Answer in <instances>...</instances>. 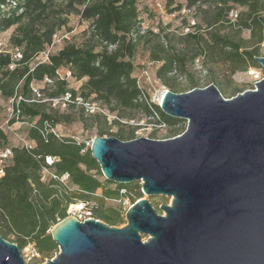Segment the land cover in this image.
Returning a JSON list of instances; mask_svg holds the SVG:
<instances>
[{"label": "trees", "instance_id": "trees-1", "mask_svg": "<svg viewBox=\"0 0 264 264\" xmlns=\"http://www.w3.org/2000/svg\"><path fill=\"white\" fill-rule=\"evenodd\" d=\"M138 2L0 0V33L14 27L10 42L16 49L14 52L0 50V97L16 100L13 107L19 110L22 122L29 119L28 123H32L38 118L25 127L27 139L34 142L28 147L12 145L9 134L0 126V151L12 148L4 165L5 174L0 177V234L16 242L22 250L32 244L43 257L57 251L59 247L50 229L66 218L73 202L95 201L94 216L117 226L125 222L121 209L105 208L103 199L120 197L122 189L135 190L134 202L142 194L137 182L109 186L114 182L104 177L85 141L53 132L55 125L68 116L44 109V103L34 91L37 81L56 85L49 93L51 97L61 98L70 93L73 99L81 97L100 107L118 110L120 114L141 110L154 117L156 123L164 121L169 126L182 121L167 115L134 76L138 45L147 36L140 33ZM168 2L172 4L174 0ZM204 4H209L211 11V15H205L208 23L205 29L191 26L172 37L148 30L153 34L147 42L151 61L161 63L156 76L172 91H181L177 75L188 76L190 87L196 86L189 63L199 58L205 65L222 62L229 74L261 67L256 57L261 56L264 43V0H186V4H178L171 12L191 11ZM237 7L242 9L234 13ZM70 13L90 21L96 43L81 46L67 43L58 51L50 52L47 60L36 61L51 46L54 35L68 24ZM247 30L250 36L245 39L243 32ZM98 43L100 49H96ZM18 52L21 57L16 56ZM62 68L70 71V75L61 76ZM70 76L84 80L80 89L69 86ZM68 104L73 106L76 102ZM99 125L100 135H104L103 125ZM118 137L129 140L133 136L119 133ZM47 156L57 159L48 165ZM43 167L59 176L69 174L67 183L52 176L43 179ZM101 188V195H96ZM12 235L16 238L11 240Z\"/></svg>", "mask_w": 264, "mask_h": 264}, {"label": "water", "instance_id": "water-1", "mask_svg": "<svg viewBox=\"0 0 264 264\" xmlns=\"http://www.w3.org/2000/svg\"><path fill=\"white\" fill-rule=\"evenodd\" d=\"M158 105L186 129L164 139L99 135L90 150L108 180L141 181L142 193L171 203L161 214L140 197L122 226L68 216L52 228L60 250L43 264H264V79L231 98L214 83L166 89ZM0 264H27L2 234Z\"/></svg>", "mask_w": 264, "mask_h": 264}, {"label": "rangeland", "instance_id": "rangeland-1", "mask_svg": "<svg viewBox=\"0 0 264 264\" xmlns=\"http://www.w3.org/2000/svg\"><path fill=\"white\" fill-rule=\"evenodd\" d=\"M138 3L140 11V33H146L147 36L143 38L138 45V51L134 58V63L136 65L134 76L139 79L141 87L150 93L152 100L159 104L161 100L159 92L166 85L156 76L157 67L161 63H154L150 58V50L147 42L148 39L153 38V34H149L148 30H152L154 33L160 32L163 35H170L171 37L174 33L179 34L181 31L186 32L189 28H192L191 26H198L202 30L208 26L205 15H211V11L209 10V4H204L201 8L196 7V9H192L191 11L186 9L182 10L181 13L178 11L171 12V9L178 4H186V0H174L172 4H169L168 0H139ZM241 9V7H237L233 11L235 13ZM231 17H235V14H231ZM68 20V24L54 35V41L51 46L46 49V52L39 54L36 61L45 60L47 52H56L67 43H74L79 46L96 43V38L91 33L92 29L89 20L81 18V16L76 13H70ZM13 30L14 27L0 33V41L2 42L0 48L3 51H16V49L12 48L10 42V36ZM249 36L250 31L247 30L243 32V37L245 39L249 38ZM100 48L101 45L98 43L96 49ZM263 55L264 43L261 46V56ZM190 67H192V77L197 81L195 87L203 88L204 86L214 83L226 98L234 97V95L239 92L254 88V78L247 73V70H238L233 72V74H229L226 72V68L222 62L208 63L205 65L201 58L193 62L190 61L189 68ZM254 68L264 71L262 65L261 67L258 66ZM67 72L68 70L66 68H62L60 70V75H67ZM176 77H178V86L181 88V91L178 92H186L194 88L190 87L188 76L177 75ZM67 80L69 81V86L76 89H80L84 81L76 80L71 76L68 77ZM34 88L38 92L37 97L41 98V102L44 103V109L51 113L58 111L68 116L67 119L57 123L54 129L63 137L74 138L79 142L85 141L87 147L91 146L95 136L100 135L101 128L99 124L103 125L105 131L103 136L118 137L119 133H123L126 137L131 135L133 136L132 138L147 136L155 139L174 137L183 132L188 125V122L182 119V121L177 122L174 126H168L166 128L158 127L156 126L155 118L148 116L141 110H129L128 112H121L120 114L118 110L112 111L106 107H100V104L97 105L96 103H89V108L81 103H77L73 106L64 104L60 97H51L49 95V93L56 88L53 82L48 84L45 81H37ZM167 89L169 88L167 87ZM91 107H94V112H91ZM14 117L12 113V100H6L0 97V126L5 128L9 134L11 143L13 142L16 145L24 146L21 137L23 133H25V126H30L32 123L36 122L38 118L33 119L32 123H28L30 122L29 119L22 123V119L19 120L17 117V119H15ZM9 125L11 127H9ZM50 171L52 170L50 169ZM135 182L139 184L142 192V182ZM109 186L116 187V183H110ZM102 192L103 188L99 189L96 195H101ZM135 197V190L130 191L128 189H122L120 197L103 199L105 208L121 209L125 222L117 224L118 226H122L127 222L125 213L128 207L134 202ZM141 197H148L151 199L156 208L162 203H171L172 201V198L165 195L148 196L142 193ZM158 212L161 214L163 213L160 209H158ZM147 237L148 236H143V239L146 240ZM9 238L12 240L15 239L16 236L12 235L9 236ZM59 250L60 248L53 252L51 256L47 257H43L41 254L36 255L31 264H43L48 258H53Z\"/></svg>", "mask_w": 264, "mask_h": 264}, {"label": "built area", "instance_id": "built-area-1", "mask_svg": "<svg viewBox=\"0 0 264 264\" xmlns=\"http://www.w3.org/2000/svg\"><path fill=\"white\" fill-rule=\"evenodd\" d=\"M2 46V42L0 41V47ZM1 51H3L1 48H0ZM50 52H47L46 53V60L48 59V56H49ZM21 53L18 52L16 54V56L18 57H21ZM153 62V61H152ZM156 63V62H154ZM264 67V66H263ZM263 69V68H261ZM264 70V69H263ZM70 71L67 72V75H70ZM247 73L251 76H253L254 78V89L256 88V82H259L261 80L264 79V71L262 70H258L257 68H254V67H249L248 70H247ZM47 81H49L48 78H46ZM139 85L140 84V81H139ZM167 89L166 86H164V88L159 92L160 93V96L162 97L163 94H164V91ZM34 91L36 93L37 90L34 88ZM64 104H68V102H76L77 103H81L82 105H86L88 108L90 106L89 102H86L84 101L81 97H77L76 99H73V96H71L70 93L64 95L63 97L60 98ZM12 100V113L14 114L15 117L19 118V110H14V107H13V104L14 102L16 101L14 98L11 99ZM94 107H91V112H94ZM24 122V121H23ZM22 122V123H23ZM156 126L158 127H168L169 125L164 122V121H159V123H156ZM53 132H55L58 136H61L54 128L52 129ZM21 140L24 142V145L25 146H31L32 143L27 139L26 136H22L21 137ZM12 154V148L9 147L5 150H1L0 151V177L3 176L5 173H4V165L6 163V161L9 159V156ZM57 159V157H52V156H47L46 158V162L48 165H52L55 160ZM42 172H43V179H47L49 176H52L53 178H58L60 179L61 181L67 183L68 179H69V174H64L62 176H59L57 175L56 173H53L52 171H50V169L48 167H43L42 169ZM96 205V202L95 201H77V202H73L71 203V205L69 206L68 210H67V216H75L76 218H78L80 221H84L86 220L87 218H96L94 216V206ZM22 254H23V258L25 260V263L27 264H31V262L33 261L34 257L36 255H39V252L37 251L36 248H34V246L32 244H28L24 250H22Z\"/></svg>", "mask_w": 264, "mask_h": 264}, {"label": "crops", "instance_id": "crops-1", "mask_svg": "<svg viewBox=\"0 0 264 264\" xmlns=\"http://www.w3.org/2000/svg\"><path fill=\"white\" fill-rule=\"evenodd\" d=\"M9 127H11L10 125H9ZM26 127V126H25ZM23 136H26V131H25V133H23ZM13 140V139H12ZM10 143H11V140H10ZM33 145H34V142H31ZM12 145H16L15 143H13L12 142Z\"/></svg>", "mask_w": 264, "mask_h": 264}]
</instances>
